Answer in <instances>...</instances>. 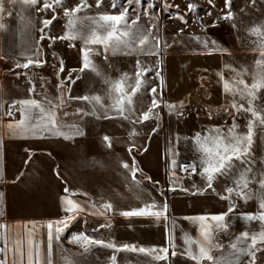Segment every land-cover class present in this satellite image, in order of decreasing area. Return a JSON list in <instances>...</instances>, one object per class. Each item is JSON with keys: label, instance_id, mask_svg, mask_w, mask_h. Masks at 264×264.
<instances>
[{"label": "crops", "instance_id": "crops-1", "mask_svg": "<svg viewBox=\"0 0 264 264\" xmlns=\"http://www.w3.org/2000/svg\"><path fill=\"white\" fill-rule=\"evenodd\" d=\"M110 3V0H103L101 7H93L92 11L113 13ZM4 7L5 12L0 16L6 26L0 30V125H7L21 118L16 109L12 110L18 116L17 119L6 114L12 102L35 99L45 107H50L49 101L62 103V107L55 110L57 122L65 130L77 125L83 134L70 135L67 139L47 132L20 137L9 135L6 127L0 128V225L3 226L0 227V235L11 240L14 233L17 237L23 235L28 239L35 225L36 239L43 241V255L47 251L46 225L50 222L55 224L69 215L64 211V198L67 197L77 202L84 211L74 214L75 218L68 221L69 227L59 234L58 241L53 239V264H113V255L116 258L115 264H194L192 260L179 254L185 246L186 237L197 241L203 239L200 225L189 218L226 213L229 201L221 199L220 196L226 195V187L234 186L232 178L217 176L213 181L215 192L208 189L203 195H192V191L206 187V180L199 174L201 157L194 154L193 156L192 153L190 155V151L183 156L179 152H188L186 149H189L190 143H196L192 142L191 138L184 142L179 141L177 118L175 127H170L171 135L169 133L168 138L161 143L157 137L161 138L160 133L165 128L163 129L160 122L150 124L144 121L133 124L122 118L107 119L104 118V110L111 111L110 82L119 80L127 73V84L134 85L136 76L132 78L129 72L131 60L141 59L140 66L152 71L143 76L144 87L132 98L133 105L138 109L137 113L132 115L135 119L139 112L147 111L151 107L152 94L148 89L156 87L155 96L160 107L155 109V113L159 114L167 104L179 105L181 101L198 100L206 104L207 121L210 122V116L216 114L220 121L226 114H220L222 109L219 107L225 104L228 93L223 92V81L217 74L220 73L223 79L228 81V64L223 60L226 51H214L211 54L204 50L165 52L161 56L163 62H160L157 76V68H154L152 63L153 55L148 54L156 51L153 45H146V42L143 46L138 45L140 47L137 52L135 49L131 50L132 47L117 50L115 53L109 48L105 52L103 45L86 43L91 33H86L85 38H82L80 33L75 39H61V45L52 49L46 38L41 40L45 33L40 31V11L22 3L13 5L9 0H5ZM9 12L11 15H8ZM93 26V30L98 33L104 31L96 25ZM84 48L95 50L90 54L91 60L95 62V71L90 72L91 68L80 70ZM138 56L141 58L135 59ZM29 58L45 61L42 66L33 64L42 77L31 80L35 85L32 92L29 91V81L25 79L22 71L16 69L17 62L27 61ZM61 62L64 67L62 73L59 72ZM248 67L251 76L255 65L251 62ZM114 69L118 78L112 76ZM70 72L82 76L77 79L71 74L75 80V83H71L66 79L69 76L66 74ZM62 82L63 86L58 87ZM127 90L131 91L130 88ZM263 92L261 89L258 93L256 106L264 99ZM84 95L101 98L103 108L101 104H97V115H84L91 105L83 100L71 98ZM16 108H19V104ZM257 108L263 109L258 106ZM78 109L82 110L79 114ZM246 116L244 112L235 113L233 120L238 125V133L247 131V122L251 116L249 114L248 119ZM225 124L228 123H206V137L211 129L222 130ZM191 126L186 127V131L194 132L195 127ZM131 132L133 134L129 135ZM105 136L110 138L111 147L104 141ZM193 144L191 148L194 147ZM131 145L135 147L129 153ZM145 148L146 151L143 150ZM156 149L160 151L157 152ZM252 154L253 170L264 167L260 162L264 160V129L255 130ZM173 159L176 161L175 165L171 163ZM124 162L129 164L128 169L122 167ZM193 163L196 164V174L184 175L181 165ZM133 167L137 169L135 179L132 176ZM149 177L151 179H148ZM65 189H68L67 193ZM249 189L255 194L258 185L252 182ZM232 200L236 207L227 217L229 230H215L213 237L215 243L224 246L243 231L256 232L261 228L259 221L248 222L241 218L245 213L260 212L259 201L255 195L247 202L235 195ZM152 201L157 205L167 203V221L163 218L159 221L151 220L154 217L149 216L114 217L112 214L142 207ZM107 202L113 205L114 210L101 214L100 206ZM137 219L141 221H136ZM107 224L111 227H100ZM145 228L161 232L163 229V238L142 245L134 243L131 238H124L134 230ZM76 234L86 235L92 240L111 241L118 246L128 244L145 248L167 247L171 236L177 255L173 257V249L169 248L168 260H156L154 263L152 259L155 254L116 251L101 245L82 244L73 239ZM224 251L227 253V248ZM212 255L219 256L220 251L213 250ZM246 261L247 257L242 258V264H246ZM8 264H12L11 253L8 256ZM202 264L209 262L203 261ZM256 264H264V252H257Z\"/></svg>", "mask_w": 264, "mask_h": 264}, {"label": "snow or ice", "instance_id": "snow-or-ice-1", "mask_svg": "<svg viewBox=\"0 0 264 264\" xmlns=\"http://www.w3.org/2000/svg\"><path fill=\"white\" fill-rule=\"evenodd\" d=\"M10 3L15 5L16 3H22L37 11H47L51 10L53 16L51 19H45L42 21L44 28H47L52 22L57 18L56 9L60 8L63 11V15L68 18V29L69 32L65 35L49 36L50 40L57 39H75L78 35L76 31L73 30V25L78 19L77 13L85 11L86 9L92 7L88 4L87 0H79V3L75 6H68L65 0H9ZM167 8H172L173 5L170 0H163ZM255 4L256 0H251ZM103 0H96L95 7L100 8ZM5 0H0V16L5 12ZM209 4L215 7L214 0H209ZM37 5H41L37 8ZM125 5H134L131 10L136 11L137 7L144 5L146 9L154 8L155 4L147 3L144 4V0H111L110 6L112 9L119 10L113 13H99L96 17L85 16L81 19H89L93 25H96L98 29H104L102 33H98L96 30L91 32L86 43L90 44H100L103 45L105 52L111 48L113 53L117 50H123L130 47H135L136 45H144L148 39V33L146 29L141 28L138 25L139 16L130 17L129 8ZM232 6V0H224L225 9H229L224 12L223 15H217L214 18L212 27L216 26V21L225 20L230 21L233 19V12L230 10ZM198 5L192 3V0H187V10L188 12H196ZM175 8H179V5H175ZM223 11V10H221ZM11 15V12L8 13ZM177 17L184 23H187L186 16L187 12L183 15L179 12L176 13ZM207 15H212L209 11ZM202 23V22H201ZM131 25H137L136 28H132ZM5 24L0 20V30L5 29ZM235 28V25H233ZM44 28L40 31L43 33ZM180 31H183L181 29ZM250 34L260 38V42L257 45V50L259 51L260 58L255 62V69L252 72V83H247L243 76L248 74V70L241 69L236 71V78L233 81H226L223 76L218 73L220 80L223 81L222 88L223 92L231 94L233 97L239 95L241 99L247 100V107L244 104L238 103L235 99L231 102L230 107L236 112H246L249 113L251 118L247 122V131L245 133H238L236 131L238 125L233 122L232 126L227 130V133L219 128H215L212 131L215 133L214 136H207L203 139L199 134L194 138L196 144L198 145V150L201 153V172L199 173L206 180V187L204 189H196L192 191V195H203L205 191L211 189L215 192L213 187V181L217 176H229L232 178V187H226V195H221V199H227L229 201L228 211L226 213H220L213 215L211 217L198 216L189 218L194 223H198L201 229L202 240H194L192 238H185L184 248L179 253L182 256L187 257L192 260L194 264H202L203 261H208L209 264H242V258L247 257L246 264H256L257 252H264V167L261 169L253 170V159H252V147L254 144V134L257 128L264 129V109H258L255 101L259 98L258 93L261 89H264V27L254 26L250 30ZM45 38V35L41 36V40ZM200 40V38H196ZM200 43L205 49L208 50L209 54L214 51H224V49L219 48L216 41H209L207 39L200 40ZM211 45V46H210ZM168 45L165 44V47ZM155 52L148 54L159 55L160 51V39L155 38ZM95 50L91 48L82 49V67L81 71L86 68H91L96 70L95 64L90 58V54L94 53ZM107 59V57H105ZM36 64V66H42L45 61L40 59H27V62L23 64H17V68H29L30 65ZM159 63V62H158ZM64 71L63 63L61 62L59 67V72ZM152 69H144L140 66L139 61L136 62V80L134 85L127 84L128 75L123 74L119 80L110 82V95L112 96L111 111L117 113L123 119L130 120L131 123H143L149 120L155 113V109L160 107L155 93L157 92L156 87H151L148 89L149 93L152 94L151 107L147 111L139 112L137 119H131L132 115L136 114L138 109L133 105V96L136 95L138 91L144 87L143 76ZM16 75H21L22 73H15ZM99 74V73H98ZM159 76V72H156ZM79 77H77L78 79ZM69 82L75 83L72 79L71 73L66 78ZM107 82V81H106ZM63 82L58 85L62 87ZM131 89L129 92L127 89ZM35 89V85L29 81V91L32 92ZM114 94V95H112ZM162 95V94H161ZM76 100H83L87 102L92 107L91 112H85L84 115H95L97 104H101V98L99 96H78L71 97ZM50 107H45L41 102L35 99H25L22 101H14L9 105V110L7 111L8 116H14L12 109H16L20 112L21 118L18 121L9 122L7 125H0V128L6 127L9 135L26 137L28 135H39L41 133L47 132L57 136H63L65 139L69 136L82 135V131L79 126L72 125L65 130L56 119V109L62 107L61 104L48 102ZM19 104V108L16 105ZM170 110H176L178 108L184 107V102L181 101L179 105L167 104ZM103 108V105L101 104ZM82 110L78 109L77 114ZM128 113V115H126ZM176 114L183 115V112L177 111ZM67 115V113H65ZM104 118H112L108 115V110H104ZM155 132V129H153ZM104 141L109 147H111V140L108 136H105ZM135 145H131L128 149L129 153L132 152ZM0 149H2V136H0ZM146 151L147 149H143ZM234 161H238L236 164ZM264 165V160L260 161ZM173 165L176 161L173 159L171 161ZM135 165V160L133 158V166ZM122 167L128 169L129 164L124 162ZM182 169L187 171L191 168L192 174H196V164H183ZM136 171L133 167L132 176L135 179ZM59 175V173H57ZM0 178H2V171H0ZM148 179H151L150 177ZM255 182L258 185L257 192L254 194L249 189V184ZM195 188V185H193ZM185 191H188L185 189ZM68 192V189H65ZM219 195V194H218ZM233 195L239 197L244 202L255 198L259 201V213H245L242 214V219L245 221H259L261 228L256 232L243 231L239 236L235 237L234 240H230L229 243L224 246L214 242V232L215 230L228 231L229 221L227 217L230 213L235 210V203L232 200ZM95 207V205H93ZM101 214L104 212L113 211V205L110 202L103 203L100 206ZM64 211L69 215L65 218L57 221L55 224L52 222L46 225L47 232V251L42 255V244L43 241L36 239L35 225L30 231V238L25 239L23 235L17 237L14 233L12 234L11 240L9 238L0 235V264H8V256L11 253L12 264H53L52 261V242L53 239L59 240V234L69 227L68 221L75 218V213L79 211H84V209L75 201L70 198H64ZM167 203L157 205L155 201L151 203H146L142 207H137L129 210H122L119 214L123 217H154L157 221L163 218L167 221ZM211 221L212 223H208ZM0 227H3L0 225ZM103 227H111L110 224L100 225ZM54 229V232H53ZM73 239L78 242L89 245H101L103 247L112 248L116 251H132L145 254H155L154 259L156 260H168L169 248H172V256L177 255L175 244L172 241L171 236H169L168 246L162 248H145L143 246L137 247L135 245L124 244L118 246L115 243L109 241L105 242L102 240H92L88 236L83 234H76ZM195 245V247H193ZM227 248V253L224 249ZM87 250V249H85ZM213 250H219V256H213ZM113 264H115V255L112 256Z\"/></svg>", "mask_w": 264, "mask_h": 264}, {"label": "rangeland", "instance_id": "rangeland-1", "mask_svg": "<svg viewBox=\"0 0 264 264\" xmlns=\"http://www.w3.org/2000/svg\"><path fill=\"white\" fill-rule=\"evenodd\" d=\"M87 2L92 7L86 9L85 11L77 13L76 16L78 17V19L73 25V30L76 32L78 31V35L81 33V35H83L82 38L86 37V33H91L93 31L94 26L89 19L81 18L85 16L92 17L93 15L102 13L100 11L97 12L96 10L92 11L93 7H95L96 0H87ZM214 2L216 5L215 7L209 4V0H192V3L199 6L196 12H188L187 0H170V3H172L173 5L172 8H167L163 0H144L145 5L147 3L155 4V7L150 9H146L144 5L137 7L136 11L131 10L133 7H135L134 5H125V7L129 8L130 17L139 16L138 25L141 28L147 30L148 39L146 41V45L155 46V38L158 37L160 39L159 55H153L152 57V63L154 64L153 66L154 68H157V71L159 70L160 62L163 60L161 56L165 52L172 51L176 53H184L204 50L206 51V53H209L208 50L205 49L200 43V40L207 39L209 41H216V44L219 46V48L224 49V51H226L223 60H225L228 64V81L231 82L234 80V78H236V71H240L241 69L246 68L248 70V74L244 75L243 79L247 83L251 84L252 78L249 74L248 66H250L251 62H253V65H255L256 60L260 58L259 51L257 50V45L260 42V38L251 35L250 30L254 26L264 27V0H256L255 4H253L251 0H232V6L230 10L233 12V19L230 20V24L228 26H220L217 24L216 21V26L212 27L211 25L214 22V18L217 15H223L224 12H227L229 10L225 9L224 0H214ZM65 3L68 6H75L79 3V0H65ZM175 5H179V8H175ZM40 7L41 5H39V8ZM113 10L114 12L118 11L119 6L117 7V9ZM209 11L212 13V15H207ZM177 12L182 15L187 12V23L182 22L177 17ZM52 16L53 12L51 10L40 11V29L44 28L42 21L45 19H51ZM56 17L57 18L52 22L51 25H49L47 28H44L43 32L45 33V38L48 40L49 45L52 47V49H56L61 45V39L53 41L48 39L47 37L58 36L62 35L63 33L65 35L69 32L67 26L68 18L63 15L62 9H56ZM233 25H235V28L233 27ZM131 27L136 28L137 25H131ZM181 29H183V31H180ZM196 38H200V40H197ZM165 44L168 46L165 47ZM139 47L140 46L136 45L135 47H132L131 50L135 49V52H137V49ZM138 58H141V56H138L135 59ZM137 61H139L140 64L142 63L141 59L131 60L129 72H131L132 78L136 76ZM76 63L79 64V62ZM93 63L95 64V62ZM233 69H235L236 71H233ZM90 72H92V69ZM113 73V78H118V73H116L115 69ZM71 74L76 78L82 76L80 74H76V72H72ZM66 75H69V73H67ZM226 97L227 100L225 104L219 107L222 109V112H220V114H226L223 115L222 120L220 121V117L217 116V114L211 115L210 118L212 119L210 120V122L207 121L205 108L206 104L198 100H194L193 102L184 101V107L178 108L177 110H170L165 105L166 108H162L158 116L154 114L152 118L146 121V123L151 124L153 122H160L163 125V129L165 128V130L160 133L161 138L157 137L158 141H161V143H164V140L168 138L167 135H169V133L171 135V131L169 130L171 126L173 128L175 127V118L178 119V121L176 122L177 127H179V132L177 135L179 136L178 139L180 142H184L191 138L192 142L196 143L194 138L197 136V134H199L202 139L206 137V123H228L223 125L225 127L222 129L223 133L226 134L227 130L231 127V123L234 121L233 119L236 113L230 107L233 99H235L240 104L243 103L245 107H247V100H240L239 95L233 97L231 94H227ZM262 100L259 101V105L257 106L259 108L264 109V99ZM109 110H111V108ZM177 111L183 112V115L176 114ZM246 114L247 116L245 118L248 119L249 114ZM132 118L135 119V117L133 116ZM191 125L195 127L194 132L186 131V127H189ZM212 130L213 129H211L207 133L208 136L215 135ZM132 134L133 133L131 132L129 135ZM192 144L193 143H190L189 149H186L188 150V152L185 150H180V154L183 156L188 154L190 151V155L192 153V155L194 154L195 156L201 157V153L198 150V145L193 144L194 147L191 148ZM156 150L157 152L160 151L158 149ZM112 214H114V217L120 215L119 212H113ZM138 220L141 221V219H137L136 221ZM151 220L156 219L151 218ZM163 234V229L161 232L145 228L141 230H134L130 234L125 235L124 238H131L134 243H139L138 245H142L157 242L158 240L163 238Z\"/></svg>", "mask_w": 264, "mask_h": 264}, {"label": "built area", "instance_id": "built-area-1", "mask_svg": "<svg viewBox=\"0 0 264 264\" xmlns=\"http://www.w3.org/2000/svg\"><path fill=\"white\" fill-rule=\"evenodd\" d=\"M217 24L220 25V26H228L230 24V21L219 20V21H217ZM22 73L24 74L23 76L25 77V79L27 81H31V80H35V79H40L42 77L41 76V73H39L37 67L35 65H33V64L30 65L29 68L24 69L22 71ZM91 111H92V107H90V109L88 110V112H91ZM98 111H99V109L96 106V114L95 115H97V112ZM95 115H90V116H95ZM108 115H110L112 118H122L121 116L117 115V113H115L114 111H108ZM12 118L13 119H17L18 116H16V114L14 113V116H12ZM131 119H134V118L131 117ZM124 120H126V119H124ZM126 121L130 122V120H126ZM184 173H185L184 175H187V176L192 175L191 168H188L187 171L184 170ZM152 262L155 263L156 262V259H152Z\"/></svg>", "mask_w": 264, "mask_h": 264}, {"label": "trees", "instance_id": "trees-1", "mask_svg": "<svg viewBox=\"0 0 264 264\" xmlns=\"http://www.w3.org/2000/svg\"><path fill=\"white\" fill-rule=\"evenodd\" d=\"M25 62H27V61H21V62H17V64H23V63H25ZM16 64V63H15ZM18 71H23L24 70V68H16ZM15 69V70H16Z\"/></svg>", "mask_w": 264, "mask_h": 264}]
</instances>
